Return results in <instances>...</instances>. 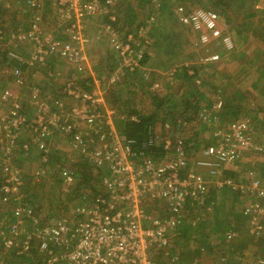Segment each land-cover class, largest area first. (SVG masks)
<instances>
[{
    "label": "built area",
    "instance_id": "1",
    "mask_svg": "<svg viewBox=\"0 0 264 264\" xmlns=\"http://www.w3.org/2000/svg\"><path fill=\"white\" fill-rule=\"evenodd\" d=\"M34 8L28 30L20 33L10 32L7 36L0 30V48L9 39L34 42L28 54L29 60L12 50L7 55L16 61L37 62L43 65L48 56L59 55L65 62L73 65L75 75L61 83L62 92L75 101L67 105L61 98L49 93L40 95L39 88L31 86L29 105L33 116L28 117L18 95L8 88L0 89V197L8 204L10 197L15 202L6 205L8 211L0 214V264H6L5 256H21L37 249L43 254L38 262L26 264H194L171 253L173 237L184 219L187 206L190 210L203 205L208 194L210 181L217 188L229 187L241 193L254 195L257 200L244 208L249 218V234L254 237L264 234L261 224L264 217V185L260 178L253 176L247 185L237 183L230 177L221 176L222 163L233 162L240 154V147L253 146L249 135L248 118L231 122L226 129H217L222 138L216 147H207L204 155L209 159L197 158L195 169L184 171L187 166L183 154V141L165 133L160 134L152 125L148 126L141 141L129 138L113 124V109H106L103 92L97 82H87L76 77L83 71L87 61L85 44L87 37L83 33V18L102 13L107 15L104 28L108 32L107 40L118 58L120 72L131 71L138 64L143 48H136L130 33L112 28L115 15L105 0H54L55 9L67 20L65 31L68 40L62 41L42 33L38 26L39 3L26 0ZM264 7V0H253V9ZM180 20L192 29L199 31V42L207 44L219 42L225 51L234 49L233 33L230 23L223 22V15L213 4L209 7H195L188 12L182 5L176 9ZM142 35L143 30L139 29ZM148 46L147 40H143ZM26 56V57H28ZM218 53L202 55V63L216 60ZM89 66V64H88ZM61 70H56L59 75ZM13 81L23 85L24 79L19 68L11 69ZM114 73L110 81L118 80ZM154 86H158L155 82ZM216 108L221 106L217 100ZM131 120L136 121L135 117ZM168 130L169 125L163 124ZM22 130L27 131L28 141L21 144L24 154L31 151L32 145L38 150V160L30 164L31 173L38 178L48 170V140L55 134L65 135L69 148L85 155L96 173L103 169L100 176L102 188L89 198H82L71 208L69 215L56 219H47L36 214L22 192L25 184L22 167L11 157V150ZM138 142V143H136ZM161 153L158 155L157 153ZM204 168V170H201ZM62 186L69 189L73 175L66 168L61 170ZM151 208V210L148 209ZM149 211H148V210ZM227 238L233 233H226ZM151 248L163 249V258L155 261L149 257ZM170 249V250H169ZM245 253L238 255L242 260ZM217 264H228L224 255H220ZM250 264H264L257 256Z\"/></svg>",
    "mask_w": 264,
    "mask_h": 264
},
{
    "label": "crops",
    "instance_id": "2",
    "mask_svg": "<svg viewBox=\"0 0 264 264\" xmlns=\"http://www.w3.org/2000/svg\"><path fill=\"white\" fill-rule=\"evenodd\" d=\"M35 1L40 4L38 26L42 33L58 40L60 43L68 40V35L65 31L67 20L56 11L54 0ZM98 1L100 4L105 5V0ZM135 2L136 5L133 8L130 7L131 14L119 10L116 6L118 2L116 4H109L108 8L115 15V21L111 25L112 28L122 32L120 36H123V38L125 34L130 33L134 41H136L135 47L143 48L146 52L145 55L150 56L146 63L141 62L138 74L142 79V75H145L146 70H153L154 76L148 74L142 80L152 81L151 89L154 95L149 97L147 94L144 95V92L140 95L138 89L133 91L130 87L126 88L124 86V83L128 80L127 74L120 72L118 69V58L115 51L109 46V42L107 41L108 32L104 28V21L102 20V15L99 13L88 15L82 20L84 25L83 33L88 39L84 47L85 53L88 56V62H84L83 71L81 74H77L76 77H79L81 80L85 76L87 82L98 83L99 88L103 92L104 105L106 109L114 110L113 124L120 131L123 130L125 122H138L144 115L154 114L153 122H150V125L155 127L158 133L161 135L167 133L174 138L184 137L186 143H184V146H186L187 150L185 151L184 149V152L186 153L188 150H191L192 156L200 159H208L207 155L202 153V150L207 143H216L217 139L212 135L216 127L225 126L233 119H240L238 117L245 115L246 118L252 120L249 135L253 146H257L258 148L249 146L240 147V154L233 162L222 163L221 176L230 177L237 183L247 185L253 175L259 177L262 185H264V36L259 31L260 28H263V24L255 20L256 15L254 13L256 11L252 10L253 0L225 1L229 3L227 8L230 11L226 12L225 15L222 14L223 18L221 20L235 26V31L232 34L234 49L231 51H225L219 42L201 44L199 42V31L192 29L180 20V15L176 10L178 6L182 5L186 8L187 12L195 7L205 8L206 3L202 4V0H135ZM211 2V4L215 5V0H211ZM244 2L250 4V6L246 7L247 11L243 7ZM25 4H27L26 0ZM215 8L221 12V6L215 5ZM9 9H15L13 13L14 19L23 16L16 10L15 5H11ZM28 9L29 15H26L28 22L26 21L25 28H9L6 36L10 32L17 34L28 30L29 22H31V19L37 13L33 7H28ZM149 15L154 16V21H147ZM2 28L0 27V30ZM139 29L143 30L142 35L139 34ZM144 39L147 40L148 47L144 46ZM32 43V41H29L27 44L14 38V40L8 39L1 48H4L2 49L3 51H6L5 48L8 46L15 49L22 48L28 56L34 47L29 48L32 46ZM216 52L219 54V58L216 60L205 63L199 60V57L202 55ZM29 57H25V59L29 60ZM26 61H16L8 57L6 53H0V89L8 88L16 93L28 117L34 114L32 107L29 105V88L31 86L38 87L37 85H39L40 95L49 93L52 97L63 99L67 105L71 106L75 104V101L66 96L61 90V83L75 75L73 65L66 63L65 59L59 55H55L52 62L44 63V65H40L37 62L28 63ZM91 61L95 62L94 66H88ZM64 63L65 66H63ZM51 64L53 67L49 68ZM180 67L184 68L186 74L191 79L189 82H182V77L178 74L179 72L175 73L174 77L173 75L171 76L173 68L178 69ZM13 68L21 70L24 79L23 85L16 84L13 81L11 73V69ZM56 70H61L62 72L59 75H55ZM101 70L102 72L100 73ZM114 73H119L118 80L111 82L110 77ZM224 76L226 79H230L232 92L222 90V84L213 85L211 82L213 78L215 82V80ZM238 81L245 82V86H238ZM155 82L158 83L156 87L154 86ZM188 84L194 86L193 89L199 90L201 94L202 106H200V110L204 108L207 111L213 112L209 121L201 120L203 117L194 116V114L185 112V110L183 111L180 93L191 91L186 89ZM108 86L113 88L116 93L119 92L118 95L120 97L115 100V104H111V98L107 96L106 90ZM211 87L213 88L210 89ZM153 98L157 101L162 100V103H154ZM218 99H222L221 101L224 104L221 109L216 110L214 105ZM3 108L2 106L0 110ZM234 109L238 111L236 115L231 112ZM240 112L242 113L240 114ZM131 117H135L137 120H131ZM164 123L169 125L168 130L163 127ZM28 137L27 131L22 130L20 135L22 144L28 141ZM2 145L3 143H0V147ZM48 149L50 155L51 153L60 155V152H63L67 153V155L70 154L69 156L73 159L72 161L75 162L77 160L78 151L69 148L65 135L61 133H55L48 140ZM23 155L25 156L23 151L19 155L15 153L13 160L17 162L15 159ZM49 157L48 170L42 177L47 179L49 175L51 178L53 173H59L60 178L55 179L62 186L63 177L61 170L63 167H66L74 177V167H71L64 157H56L57 160L55 161L50 159L51 162L49 161ZM36 160H38L37 157L33 158L29 161V164L33 165ZM190 168L188 166L184 171ZM201 170H204V168H201ZM92 172L93 175H96L92 184L100 191L102 185L100 184V177L97 176H101L104 171L100 168L97 170L98 174L94 173V171ZM250 172L253 174L251 175ZM28 174L33 175L31 169H29ZM75 182L73 178L71 184L74 185ZM72 187L70 186V188ZM222 192H224L225 198L228 199L224 203L222 200L217 199ZM94 195L95 193L89 190L88 192L84 191L82 194H74L73 196L77 201L73 203L76 205L82 198L91 199ZM255 200L257 198L252 194L241 193L229 187L217 188L210 181L208 194L204 199L203 205L196 206V209L200 212L201 220V228L198 234L200 236L196 247L202 251L201 254L204 253L203 249L206 246H215L222 238L224 244H229L234 240L235 244L237 243L238 245V249L240 248V251L231 260L225 255L224 251L218 254L224 255L228 264L236 263L238 255L242 254V252L245 253V257L242 260H238L239 264H250L257 256L264 259V244H262L264 243V234L256 237L249 234V218L243 212L244 208ZM262 204L264 206V201H262ZM222 208L223 210H221ZM190 211V207L187 206L184 214L186 215ZM220 211H224V213H220ZM229 214L230 216L234 214V217L238 218L234 221L239 220L244 230H239L237 226L229 223V218H227ZM226 218L227 220L223 229H227L221 233L215 232L216 228H214L212 223H219ZM261 224L264 227V217ZM195 227V225L191 226L186 221L184 224L180 223L176 231L182 230V232L188 231L190 233ZM228 232L233 233L232 237L227 238L226 233ZM214 260L215 257L212 260H208V264H214ZM5 261L6 263L8 262L7 255L5 256ZM205 262L202 257L201 264H205Z\"/></svg>",
    "mask_w": 264,
    "mask_h": 264
},
{
    "label": "trees",
    "instance_id": "3",
    "mask_svg": "<svg viewBox=\"0 0 264 264\" xmlns=\"http://www.w3.org/2000/svg\"><path fill=\"white\" fill-rule=\"evenodd\" d=\"M110 1H112V0H110ZM225 1L226 0H215L216 3L214 2L215 5H218V6H221L222 7L221 8V13L223 15H225L226 12L230 11L229 8H227V5H229V3L225 2ZM13 2L14 1H12V0H0V18H2V20L5 19V18H8V17L13 18L14 10L13 9L12 10L9 9V7L11 6L10 4L13 3ZM116 2H118V4L116 6L118 7L119 10L125 11V13H130V14H131V10L130 9L133 8L136 5L135 0H113L112 2H110V4H113V3L116 4ZM8 3H10V4H8ZM223 9H225V10H223ZM253 10L256 11L255 9H253ZM261 10H264V7ZM110 11H111V9H110ZM99 14L102 15V18H103L102 20L103 21H107V19H106L107 18V15L102 14V13H99ZM262 18L263 19H262L261 24H263V26H264V16ZM155 19H156V17H155ZM32 21H33V19H31V22H29V25H30V23H32ZM147 21L148 22L154 21V16L153 15H149L147 17ZM156 21H157V19H156ZM156 21H155V23H156ZM0 25H4L3 24V21L0 22ZM29 25H28V28H29ZM13 27L16 28V29H20L22 27L25 28V23L24 22H21L20 25L17 24V25H15ZM145 47H148V46H145ZM145 53L146 52L143 51V53L141 54V58L138 60V64L134 67L133 70H131V71H125V74H127L128 80L124 83V86L126 88L127 87H130V89L133 90V91L135 89H138L140 95H142L143 92H144V95L147 94L150 97V96L154 95V94H152L153 91L151 89L152 81H143L142 79L143 78L145 79V77H147L148 74H150V75L152 74L154 76L155 73L153 72L152 69L146 70L145 71V75H142V79L139 77V74H138V70L140 69L141 62L146 63L147 60L150 57L148 55L146 56ZM47 60H49V61H45L46 64H47V62H52L54 60V55L51 54L50 56H48V59ZM63 66H65V63L63 64ZM151 66H153V65H151ZM51 67H53L52 64L49 66V68H51ZM101 72H102V70L100 71V73ZM177 72H179L178 74L181 75L182 82H184V81H188L189 82V80H191L189 78V76L186 74V71L184 70L183 67H180L178 69L173 68V72H171L172 73L171 76L173 75V77H174L175 76V73H177ZM37 86L40 87L39 85H37ZM193 88H194V86H192V85L190 86V84H188L187 87H186V89L187 90H191V91H186L185 93H180V98H181V101L180 102H181V104H182V106L184 108L183 111L185 110V112H189L190 114H194V116H197L198 115L199 117H203V119L200 118L201 120L209 121L210 120V116H212L213 112L212 111H207L204 108L202 110H200L201 109L200 106H202V104H201L202 103L201 102V100H202L201 99V94L199 93V90H196V89H193ZM106 92H107L108 98H111L110 99V103L111 104H113V103L115 104V100L120 97V95H118L119 92L116 93L113 90V88H111L109 86H108ZM153 100H154V103L155 102L158 103V104H161L162 103V100L157 101V100H155V98H153ZM221 100L222 99H220V101ZM223 104H224V102L221 101V106L218 107V108H216L214 106V108L216 110H219V109L222 108ZM231 112H232V114L236 115V113L238 111L234 109ZM241 113L242 112H240V114ZM232 117H234V116L232 115ZM238 118H240V119L242 118L243 119V118H246V117H245V115H242V117H238ZM153 119H154V114H151V115L148 114V115H144L143 117H141L138 122H133V123L132 122H125L122 132L125 133L129 138H132V139H134V140H136V141L139 142V141H141L143 139V136L146 135L147 128H148V126H150V122H153ZM235 120H237V119H233L232 121H230L225 126H218V127H216L213 130V134H212L217 139L216 143L215 142H213V143H211V142L210 143H207L204 149H206L207 147H210V146L211 147H216L217 144L221 141V138H222L219 134L216 133V130L217 129H219V130L226 129L228 127V125L231 122L235 121ZM248 122H249V130H250L251 129L252 120H249L248 119ZM21 133H20V135H21ZM20 135L16 139V145L11 150V157L15 156V153L16 152H19V153L22 152V149L20 147L21 144H22V140L20 138ZM181 139L183 141V145H182L183 146V148H182L183 154L186 156V160H187V166L186 167L190 166L192 169H195V163H192V162L195 161L198 157L192 156L191 150H188V152H186V153L184 152V149H185V151H187L186 150V146H184V143H185V140L184 139L185 138L183 137ZM138 142H136V143H138ZM197 144L200 145L199 143H197ZM34 150H35V153H34ZM203 150H202V152H203ZM77 153H78V155L76 157L77 160L75 162L72 161L73 159L69 156L70 154L68 156H65L64 157V159L66 160V162H68L71 165V167H74V170L73 169L72 170H73V174H74V180L76 181L75 184L72 185L73 187H72L71 191L70 192H66L67 193L66 194V198L69 199V200H70L71 197H72V199H76L73 195L74 194L75 195L76 194H82L85 191V188H88V190L90 192H92V193H96L98 191V189L96 188V186H94L92 184V182H94V180H95L94 178H96V175H93V172H92V171H94L95 167L91 163H89L87 161V159H86V157H85V155L83 153H81V152H77ZM63 154H64L63 152H60V155L59 154H52V153L50 155L48 153V156H50L49 157V161L50 162H51V160H54L55 161V160H57L58 157H62L63 158V156H62ZM157 154L158 155H161V153H159V151H158ZM27 155H29V157H37L38 156V150L35 149V148H31V151H29L28 153L25 154V156H27ZM207 157L209 159L211 156L208 155ZM226 163H230V162H226ZM53 166H55V165H53ZM54 177L55 178H58L57 177V173H53L51 175V180H53ZM97 177H100V176L98 175ZM1 178H2V175L0 174V180H1ZM39 178H36L33 175H29V177H25V174H23V179H24V182L26 183V185H28V186H30V184H32L31 186L35 185V187H36V189H37L38 192L44 191V189H45L44 184L46 183V182H43L42 179H39ZM47 182H48V180H47ZM57 185L61 189V185L58 182H57ZM46 187H48V186H46ZM78 190H79L80 193L78 192ZM22 191L24 193H26V194L28 193L25 190V188H22ZM61 191H63V190L61 189ZM45 192H46V190L43 193H45ZM49 195H50V192H49ZM41 196H42V194H41ZM10 199H11L10 202L8 204H6V203H4L1 200V197H0V214L3 213V212L8 211V209H5L4 211L1 210L6 205L9 206V205L15 204V202L12 200L11 197H10ZM221 207H222V205H221ZM64 208H65V206L64 207H61L62 210H64ZM35 209L38 210V211H40L39 213L42 212V207L39 206V205L36 206ZM65 209H67V208H65ZM148 209L151 210L150 207H148ZM61 215H65V212H64V214H61ZM188 215H189V213H186V215L184 214V217L183 218L184 219H187L188 218ZM59 217H60V215L57 216L56 213L55 214H48L46 216L47 219H56V218H59ZM187 222L189 223L191 221L190 220H187ZM183 224H184V222H183ZM162 252H163V249H155V248L153 249V248H151V250L149 251V257L151 259L159 262L158 261V257L163 258V255L161 254ZM171 253H175V254H177V256L179 258H183V256L181 254H178L176 251L174 252L173 251V248H171ZM42 258H43V254L38 253L37 252V249L33 248V249H31L30 253H26V254L21 255V256H16L15 255V256H12V257H8V262L6 264H26V263H30L31 261L38 262Z\"/></svg>",
    "mask_w": 264,
    "mask_h": 264
},
{
    "label": "rangeland",
    "instance_id": "4",
    "mask_svg": "<svg viewBox=\"0 0 264 264\" xmlns=\"http://www.w3.org/2000/svg\"><path fill=\"white\" fill-rule=\"evenodd\" d=\"M12 1H14V2L11 3V4L10 3H8V4L15 5L16 6V10H18L19 14L23 15V16H20L18 19H14V18L8 17V18H5V19L2 20V18H0V22L3 21V24H4V25H0L1 28L3 27L1 29L3 35L8 33L9 28H11V27H13V26H15L17 24L20 25L21 22H24V23L28 22L26 17L29 15L28 7L29 8H31V7L28 6V5L26 6L25 0H12ZM204 3H206L205 8H207V7L210 6V4L212 2H211V0H202V4H204ZM248 6H250V4L248 2H244L243 3V7H244L245 10L247 9L246 7H248ZM254 14L256 15V17L254 16L255 20L256 21L258 20L261 23L262 19H263L262 17H263V14H264V10L256 11ZM231 25L235 29L234 24H231ZM259 31H260V33L263 36L264 35V26H263L262 29L260 28ZM24 43L28 44L29 42H25L24 41ZM34 45L35 44L33 42L32 46L29 47V48H32ZM2 49H4V48H0V53H6V55H7L8 49H11L12 51L23 55L24 57L27 56V54L24 53V50L22 48L15 49V48H9V46H8L7 48H5L6 51H3ZM89 65L94 66L95 62L91 61L89 63ZM211 82H212L213 85L214 84L215 85L222 84V86H223L222 90L231 91L232 92V90H231V81H230V79H226L225 76L218 78L217 80H215V82H214V78H213V79H211ZM237 85L238 86H240V85L241 86H245V82L238 81ZM212 88L213 87H211L210 89H212ZM234 95H236V94L234 93ZM34 153H35V150H34ZM16 154L19 155L20 153L16 152ZM68 155H67V153H64L62 156L65 157V156H68ZM23 156H19L15 160H17L16 163L18 165L22 164L21 167H22V170H23V174H25V177H29V175H30V174H28L29 173V169H30L29 161L32 160L35 157L32 158V157H29V155L24 156V157ZM14 158H15V156H14ZM55 177L53 178V180H51L50 175H49V178L47 177V179H45L44 177H40V178L38 177L39 179H42L43 182H46L44 184V187H45L44 191L46 190L45 193H43L44 191L38 192L36 187H35V185L31 186L32 184H30V186H28V185H26V183L24 184L23 188H25V190L28 192L26 194V193H24L22 191L26 195V197H25L26 202L29 205H31L34 209L38 205L42 207V212L41 213H39L40 211L35 209L36 214H38L40 217L46 218V216L48 214H55V213L57 214V216H59V215L60 216L69 215L71 213V208H73L75 206L73 202L77 201L76 199L75 200L72 199V197L70 198V200L66 198V194H67L66 192H70L72 188L64 190V189H62L63 187L61 186V189L63 190V191H61L60 187L57 185V181H56ZM57 177L60 178L59 173H57ZM47 180H48V182H47ZM45 185L48 186V187H46ZM85 191L88 192V188H85ZM49 192H50V195H49ZM41 194H42V196H41ZM225 197L226 196L224 195V192H222V194L219 195L217 199L218 200L219 199L222 200L223 203H224V201H226V200L228 201V199L225 198ZM64 206L67 209L62 210L61 207H64ZM5 208H6V206L4 208H2L1 210L4 211ZM221 210H223V208ZM64 212H65V215H61V214H64ZM221 212L224 213V211H220V213ZM188 218H192V221L189 222V224L191 226H193V225L196 226L194 228V230L192 232H190V233L188 231L182 232V230H179V232L175 231V236L173 237V242H174L173 251L174 252L176 251L178 254H181L184 257L185 261L188 260L191 263L194 262V264H201L202 257H203L204 261H206L205 264L206 263L208 264V262H209L208 260H212L213 257H215V260L213 261V263L216 264L217 263L216 259L220 256V255H218L219 253L221 254L224 251L225 255H227L229 257V259L231 260V259H233L236 256V253L240 251V248L238 249V245H237V243L235 244L234 240L231 241V243H229V244H227V243L224 244L223 241H222V238H221V241H218L217 245L211 246V247L206 246L203 249L204 253L201 254L202 251L199 250L198 247H196V244L198 243V238L200 236L198 234H199L200 228H201L200 212L196 208H193V209H191V211H190V213L188 215ZM227 218H229V223H231L234 226H237L239 230H244V227L242 226V224H241V222L239 220L238 221H234L235 219H238V218L234 217V214L232 216H230V214H229ZM227 218L223 219L219 223H216V224H213L215 222L212 223L214 228H216L215 232H220L221 233V232H224L227 229V228L223 229V227L225 226ZM182 233H184V234H182ZM242 240H244V239H242ZM262 244H264V243H262Z\"/></svg>",
    "mask_w": 264,
    "mask_h": 264
},
{
    "label": "clouds",
    "instance_id": "5",
    "mask_svg": "<svg viewBox=\"0 0 264 264\" xmlns=\"http://www.w3.org/2000/svg\"><path fill=\"white\" fill-rule=\"evenodd\" d=\"M32 148H34L33 146H32ZM41 177V176H40ZM74 178V177H73ZM71 186H72V184H71ZM182 259H184V257L182 258Z\"/></svg>",
    "mask_w": 264,
    "mask_h": 264
},
{
    "label": "bare ground",
    "instance_id": "6",
    "mask_svg": "<svg viewBox=\"0 0 264 264\" xmlns=\"http://www.w3.org/2000/svg\"><path fill=\"white\" fill-rule=\"evenodd\" d=\"M246 184V183H245ZM56 209V208H55ZM65 209V208H64Z\"/></svg>",
    "mask_w": 264,
    "mask_h": 264
}]
</instances>
